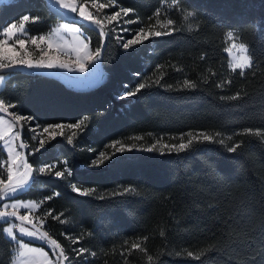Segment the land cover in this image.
<instances>
[{
  "label": "trees",
  "instance_id": "obj_1",
  "mask_svg": "<svg viewBox=\"0 0 264 264\" xmlns=\"http://www.w3.org/2000/svg\"><path fill=\"white\" fill-rule=\"evenodd\" d=\"M171 2L166 0V4ZM181 3L196 14L198 30L195 24L189 29L183 13L162 6L161 0H116L119 7L135 10L130 18L138 16L139 20L132 28L154 24L153 13L159 7V18L174 19V27L181 30L146 41L135 50H124L110 34L101 64L107 76L90 90L71 89L55 77L34 71L1 73L7 78L0 97L16 103L20 113L35 116L40 124H72L88 118L81 129L64 132L28 157L34 167L56 162L60 170L64 166L59 162L66 160L72 175H41L40 182L19 197L38 200L60 192L59 197L44 203L43 210L52 209L53 215L64 212L62 219L67 222L47 217L43 229L61 243L72 264H124L125 257L120 255L127 247L124 241L131 244L144 236L148 240L143 246L148 254L158 257L156 264H264V142L260 138L235 137L244 141L237 153H228L218 144H204L179 155L134 150L111 156L102 166L90 163L113 141L131 145V138L137 136L151 144L152 136L189 131L231 134L244 128L264 130V0ZM24 14L40 18L27 25L31 35L46 33L62 20L48 9L45 0L0 3V24L15 22ZM229 30L249 46L253 56L254 67L243 77L229 67L225 51ZM87 35L94 48L95 33L88 31ZM149 77L159 78L160 84L135 97L116 100L125 86L132 88ZM186 79L197 87L183 88ZM228 80L230 84L217 87ZM236 92H241V99H221ZM22 138H27L26 132ZM28 143L35 146L31 140ZM3 156L6 151L0 154ZM72 183L96 188L95 197L73 193ZM127 186H136L140 194L111 197L113 191ZM6 225L0 223V228ZM87 231L93 235H84L76 245L61 235L76 237ZM81 246L97 256L85 253L75 257L70 249ZM189 251L193 257L187 256ZM13 252L7 237L0 233V264H10ZM201 252L200 259H195ZM127 260L128 264H149L146 256L135 250Z\"/></svg>",
  "mask_w": 264,
  "mask_h": 264
},
{
  "label": "snow or ice",
  "instance_id": "obj_2",
  "mask_svg": "<svg viewBox=\"0 0 264 264\" xmlns=\"http://www.w3.org/2000/svg\"><path fill=\"white\" fill-rule=\"evenodd\" d=\"M52 3L59 9L63 10L66 15L72 16L70 23L58 25L52 29L47 35H31L30 28L27 26L30 22L35 23L40 18L30 14L22 15L15 22H8L0 24V73L11 72L17 68L25 69H67L69 72L86 73L90 70L89 66L96 67L103 63V52L106 47V40L110 34H115L117 30L120 33H132L131 38L124 35H116L115 39L119 42V46L124 50L136 49V46L144 44L151 39L160 38L163 36H170L174 32L181 29L174 27L176 21L172 18L161 20L160 8L158 7L153 13L156 17L154 24L139 27L132 30L123 25L133 24L139 20L137 16L135 19H124L130 14L135 15V10L131 8L119 7L116 0H52ZM91 3L92 9L95 13L88 11L87 5ZM161 5L169 9H175L183 13L182 19L189 22L187 27L193 28L195 24L196 29L199 28V23L194 19L196 14L187 11L182 7L181 0H172L171 4H166V0H161ZM118 8L110 15L101 16L105 8ZM123 14V15H121ZM152 17H149L151 20ZM116 22L113 25V22ZM107 22V23H105ZM122 22V23H121ZM112 25V27H108ZM157 26H159L157 28ZM95 33L97 43L94 48L90 47L92 37L87 35V32ZM61 33L71 36V44L64 38ZM226 40L230 41V46L225 49L230 54L231 62L229 67L232 72L239 71V75L243 77L246 70L253 69V56L250 54L249 46L246 43L236 41L239 37L234 30H229L225 36ZM31 44L35 46L38 51V58L34 57L26 45ZM46 45V47H41ZM67 57L62 59L61 56ZM205 57L202 55L201 59ZM162 67V66H158ZM134 75H139L138 73ZM215 75V73H213ZM6 76L0 74V85L6 80ZM231 81H224L217 84V87L223 88ZM153 84L159 85L160 79H142L137 85L132 88L126 87V90L118 99H129L135 97L142 92V90ZM171 87V86H169ZM197 84L193 81L184 80L183 88L195 89ZM247 95V93H244ZM241 92H236L234 95L221 97L236 101L241 99ZM15 109V111H10ZM84 117L77 123H52L42 125L35 116L24 115L20 113L19 107L11 100L0 97V154L6 150V156L0 157V223L7 224V227L0 228V233L7 237L8 243L13 246L14 252L10 264H72L69 254L61 243L52 238L48 231H42L46 218L51 217L54 221H59L61 224L67 222L64 212L53 215V210L48 209L43 213V219L33 218V212L38 209L41 204L52 200L54 197H59L60 192L55 191L52 195L44 197L43 200L37 202L35 200H22L19 197L28 192L35 184L39 183L41 175H49L56 178H65L72 175V171L67 167L66 160L60 161L63 170L58 168V164L47 163L42 166L34 167L29 162L28 157L40 152L45 147V138L43 133H49L51 139H55L57 135H63V129H81L85 125ZM40 129V133L37 132ZM55 130H60L56 132ZM27 132L28 139L35 141L36 146L30 147L26 139H22V134ZM76 133L73 132L72 136ZM246 135L251 137H258L264 142V130L244 128L231 134H226L220 131L209 133L207 131H189L181 133L179 136L172 137V141L163 142L162 138H157L154 143H151L146 148H137L136 144L126 145L120 140L113 141L110 147L114 150L112 156L123 154L126 151L132 152L134 150L146 151L149 153H159L160 155H171L173 153L179 155L180 153L189 152L195 148L196 145L204 144H218L224 146L228 153H237L244 143L243 140H235V137ZM72 136L68 137V143H72ZM132 139L137 141L142 140L143 137L137 136ZM231 142V143H229ZM119 145V147H117ZM27 150V155L25 154ZM91 150V149H90ZM112 157L108 156L106 152L100 151L97 153V158L90 161L91 166L98 167L106 163ZM71 191L83 197H95L97 189L94 187H78L75 183L70 184ZM140 194L136 186L123 187L120 191H113L111 197L124 196H138ZM104 200V196L98 197ZM24 210L23 214L21 210ZM39 225V226H38ZM66 240L70 241L72 245L79 244L84 235L92 236L90 231L81 233L80 236L73 237L66 233H61ZM164 236V232H160ZM40 241L47 246L49 251H45L43 246L34 247V241ZM148 240L147 236L137 238L131 244L127 240L124 241L126 248L120 252L121 256L125 257L124 264H128L127 255H131L133 250L143 253L149 264H156V258L148 254V249L143 246L144 242ZM70 251L75 257H83L85 253L92 257L97 256V252L90 251L84 247H72ZM207 251V250H205ZM51 252V255H49ZM127 254V255H126ZM204 253L196 255L195 259H200ZM188 257H193L191 251L187 252Z\"/></svg>",
  "mask_w": 264,
  "mask_h": 264
},
{
  "label": "rangeland",
  "instance_id": "obj_3",
  "mask_svg": "<svg viewBox=\"0 0 264 264\" xmlns=\"http://www.w3.org/2000/svg\"><path fill=\"white\" fill-rule=\"evenodd\" d=\"M8 1H11V0H0V3H4V2H8ZM49 6L51 7V8H53L54 10H56L61 16H63V17H66V18H68V19H72L73 17L72 16H69V15H66L64 12H63V10H61V9H59V8H57L53 3H52V0H49ZM87 9H88V11H92V12H94L95 13V10L94 9H92V7H91V3H89L88 5H87ZM118 10V8H113V7H109V8H105L104 10H103V12L101 13V16H104V15H110V14H112L114 11H117ZM121 15H123V14H121ZM131 15V14H130ZM130 15H129V17H124V19H131L130 18ZM71 21H68V20H58L55 24H53L52 25V27H51V29L48 31V32H46V33H43V35H47L52 29H54V28H56L58 25H62V24H66V23H70ZM105 23H107V22H105ZM122 23V22H121ZM116 24V22L114 21L113 22V25H115ZM131 25L132 24H128V25H123L122 24V26L123 27H127V28H130V29H132V30H136V29H138V28H132L131 27ZM108 27H112V25H109ZM159 26H157V28H158ZM39 35H42V34H38V35H35V36H39ZM61 35H63L64 36V38L66 39V40H68L69 41V44H71V36L70 35H68V34H64V33H61ZM114 35V38H115V36L116 35H124L125 37H127V38H131V36H132V33L131 32H129V33H120L119 32V30H117L116 31V33L115 34H113ZM227 41V48L230 46V41H228V40H226ZM237 43H240L238 40L236 41ZM119 43V42H118ZM26 47H27V49L30 51V52H32V54H33V56L34 57H36V58H38V51L35 49V46H33V45H31L30 43L28 44V45H26ZM41 47H46V45H41ZM91 47V46H90ZM227 54H228V56H229V64H230V62H231V57H230V54L227 52ZM61 58L62 59H67V57H65V56H61ZM90 67V70L88 71V72H86V73H79V72H69L67 69H40V70H45V71H49V72H54V73H56V74H58V76H59V78L60 79H62V80H66L67 82H69L72 86H74V87H77V88H81V89H83V88H89V87H91V86H93V85H95V84H97L98 82H99V80L101 79V77H102V72H101V69H100V67L97 65L96 67H92V66H89ZM34 70H36V69H34ZM4 75V74H3ZM6 76V75H5ZM4 84H5V82L3 83V85H0V92H1V90H2V88L4 87ZM120 95H117L115 98H116V100H119L117 97H119ZM10 111H11V109H10ZM71 129L70 128H65V129H63V133L64 132H67V131H70ZM40 129H37V132L38 133H40ZM53 130L52 129H50L49 130V133H51ZM56 132H59L60 130H55ZM49 133H43L42 134V136H43V138H45V143L46 142H49V141H51V140H55L56 138H58V137H60L61 135H57L56 136V138L55 139H51L50 138V136H49ZM26 134H27V132H26ZM174 136H179V135H168V136H152L150 139H151V141H152V143H154L155 142V140L157 139V138H162L163 139V142H165V143H169V142H176V141H172V137H174ZM141 137V136H140ZM26 140L29 142V140L30 139H28V134H27V138H26ZM122 142V141H121ZM130 142H131V144H136L137 145V148L139 149V148H146V147H148L150 144H148V142H147V139L145 138V137H143V139L142 140H139V141H137V140H135V139H132L131 138V140H130ZM123 144H126V143H124V142H122ZM31 144H35V146H36V142L35 141H32L31 140ZM117 147H119V145H117ZM6 151V150H5ZM104 152H106V154L108 155V156H112V153H113V149L110 147V145L107 147V149H105V150H103ZM95 158H97V155H96V157ZM107 162V161H106ZM39 166H42V165H39ZM36 167H38V166H36ZM92 167H94V166H92ZM22 200H25V201H27V200H32V199H22ZM41 200H43V199H38V200H35V201H37V202H39V201H41ZM45 203V202H44ZM44 203L43 204H41V206L38 208V209H35L34 210V212H33V218H34V220H35V218L36 217H40V218H44L43 217V213L44 212H46V210H43V205H44ZM23 212H24V210L22 209L21 210V213L23 214ZM8 225H6L5 227H7ZM36 243H40V241H34L33 242V245L32 246H34V247H40V245H38V244H36ZM44 250L45 251H48L47 249H45L44 248Z\"/></svg>",
  "mask_w": 264,
  "mask_h": 264
},
{
  "label": "water",
  "instance_id": "obj_4",
  "mask_svg": "<svg viewBox=\"0 0 264 264\" xmlns=\"http://www.w3.org/2000/svg\"><path fill=\"white\" fill-rule=\"evenodd\" d=\"M46 1V3H47V7H48V9L51 11V12H54V13H56V14H58V15H60L56 10H54L53 8H51L50 6H49V0H45ZM60 17L62 18V20H68V21H72V19H68V18H66V17H63V16H61L60 15ZM106 42H107V40H106ZM99 67H100V69H101V72H102V77H101V79L99 80V82L97 83V84H95V85H93V86H91V87H89V88H83V89H81V88H77V87H74V86H72L69 82H67L66 80H62V79H60L59 78V76H58V74H56V73H54V72H49V71H45V70H40V69H36V70H34V69H25V68H17V69H20V70H23V71H34V72H37V73H39V74H43V75H48V76H51V77H55V78H57V79H59V80H61L65 85H67L69 88H71V89H74V90H90V89H92V88H94V87H97V86H99L101 83H103L104 82V80H105V78H106V76H107V72L104 70V68L102 67V65L100 64V65H98ZM1 74V73H0ZM22 138V137H21ZM23 139V138H22ZM25 154H26V150H25ZM27 155V154H26ZM39 226V225H38ZM42 231H45L43 228L41 229Z\"/></svg>",
  "mask_w": 264,
  "mask_h": 264
},
{
  "label": "crops",
  "instance_id": "obj_5",
  "mask_svg": "<svg viewBox=\"0 0 264 264\" xmlns=\"http://www.w3.org/2000/svg\"><path fill=\"white\" fill-rule=\"evenodd\" d=\"M40 243L42 244V242H40ZM44 248L48 250L47 246H46V247H44ZM48 251H49V250H48ZM49 255H51V252H49Z\"/></svg>",
  "mask_w": 264,
  "mask_h": 264
}]
</instances>
